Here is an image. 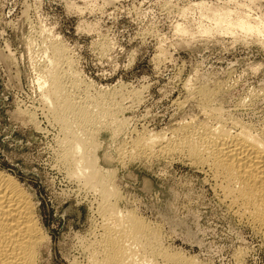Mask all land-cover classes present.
Segmentation results:
<instances>
[{"label": "rangeland", "instance_id": "1", "mask_svg": "<svg viewBox=\"0 0 264 264\" xmlns=\"http://www.w3.org/2000/svg\"><path fill=\"white\" fill-rule=\"evenodd\" d=\"M213 8L264 26V0H0V174L35 205L46 236L40 264H90L86 248L101 238L103 221L99 189L72 178L61 158L60 127L39 87L55 44L73 63L71 98L123 109L116 115L125 130L97 117L99 146L89 149L110 177V203L144 220L156 251L182 257L175 264H264L263 236L233 214L208 169L181 154L135 156L130 144L123 160L116 156L122 135L121 143L137 133L169 139L206 120L200 89L214 92L212 106L230 127L237 120L264 129V27L258 35L217 32ZM152 253L148 260L165 264Z\"/></svg>", "mask_w": 264, "mask_h": 264}, {"label": "bare ground", "instance_id": "2", "mask_svg": "<svg viewBox=\"0 0 264 264\" xmlns=\"http://www.w3.org/2000/svg\"><path fill=\"white\" fill-rule=\"evenodd\" d=\"M229 10H214L213 8L209 17L214 21L215 31H221L223 34L224 32L225 34H237V32L240 34L243 32L246 35L263 33L264 26L261 20H253L247 15H237L234 17L232 15L233 11L230 12ZM204 29L202 31L207 34L214 31L213 28V30L208 27ZM187 30L181 27V29L179 28V33L186 34ZM50 51H52L50 52L52 59L51 63H49L51 65L49 70L47 69L48 74H45V79L44 76L39 77L40 81L43 80L39 83V87L41 89L45 88L42 89L45 90L43 99L46 100L45 104L48 102L47 105L49 104L50 106L51 111H49L54 119L52 120L60 127L63 141L61 140L59 144L63 143L64 145H61L63 146L61 147L63 148L61 149V158L67 162V164L65 163L66 165H71L67 170H69L72 178L76 177V179H79V182L83 181L85 186L88 185L93 187V189H99L100 193L99 213L103 220L102 226L100 225L102 233L101 238L99 240L96 239L98 241L94 244L93 248H90L91 246L86 248L93 251H91L92 254L90 253L93 261L91 259L90 262L92 261L93 264H158L147 259L146 255L150 254V252H153L152 254L156 253L155 255L159 257L164 256L166 259V261L164 259L165 264H175L174 262L180 261L181 256L180 258L175 254H166V250L163 251L166 255L160 249L156 251V243L154 245L155 238L153 241L152 237L148 235L149 229L143 222L144 220L139 219L134 214L132 215L131 212H122L110 203V198H112L110 194L112 192L110 191L114 189L108 180L110 177L106 178L107 174L103 173L107 172L101 171L97 166L98 159L95 160L94 155H90L89 149H97L96 147L99 146V143L97 145V140H95L98 134L96 132L98 130L96 119L100 120L102 117H107L118 121L116 113L122 108L119 107L120 109L117 108L118 110L113 109L114 102L110 101L112 98L109 99L110 102L108 104L107 102H95V106L89 103L90 101L87 105H80L83 102L80 103L77 101L78 99L75 100L77 97L71 98L70 89L65 85L67 84L68 77H71V75L68 76V73H71L73 63L66 55L65 47L61 46V44L53 45ZM64 69L67 70L66 75H63L65 73L63 72L65 71ZM77 84L75 83L74 85L77 86ZM208 90L200 89V93L198 92L203 98V102L210 108L206 120L198 124L196 123L197 121L195 123L192 121L190 122L192 124L188 123L183 127L179 126L182 128H180L181 134H177V132L180 133L178 129L179 131L177 130L176 134L169 139H163L158 135L154 136V133L152 135L137 133L136 138L132 137L129 139L130 142L121 143L119 142V138L123 135L118 138L119 132L115 129L118 132L115 136L118 138L119 144L116 156H119L118 159L123 160L125 158L123 152L126 153L123 150L130 144V151L134 155L145 154V156H152L157 154L172 157L175 154H181L188 160L195 162L194 164L198 163L201 167L210 171L212 178L215 180V186L217 185L216 188H218L223 200L228 204L227 206L234 212L233 214L241 221L249 223L248 225L252 226L264 238V129L259 128L261 131L258 130V132L257 129L255 130L253 127L244 125L240 121L237 123V120H235L236 122L230 121L232 122V126L230 127L227 121H223L221 109L217 110L215 109L216 107L212 106L214 92ZM70 105L71 110H69ZM206 106L203 108L207 109ZM97 112H99L98 115ZM204 114L202 115L204 116ZM71 118L79 124L75 125L73 123L75 126L71 125L72 123H69V121L71 122ZM125 119L122 120L125 121ZM100 122L102 123V120ZM118 122L121 123L119 124ZM118 122L119 125L115 124L114 126L122 128L121 125L124 123L120 119ZM109 123L112 125V122ZM78 125L80 126L79 130H73V127ZM124 128L122 130H125ZM111 130L110 132L113 134V129ZM136 132L134 131V133ZM94 151L96 152V150ZM45 237H43L42 228L37 219L35 205L31 197L13 177L0 174V264H40L41 240L42 238L45 239ZM140 252L141 254L139 255L138 253ZM183 259L185 260V258ZM185 262L195 264L193 261Z\"/></svg>", "mask_w": 264, "mask_h": 264}]
</instances>
